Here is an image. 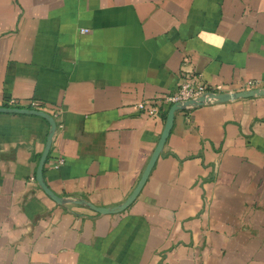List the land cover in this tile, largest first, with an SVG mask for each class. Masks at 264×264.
<instances>
[{
  "label": "crops",
  "instance_id": "1",
  "mask_svg": "<svg viewBox=\"0 0 264 264\" xmlns=\"http://www.w3.org/2000/svg\"><path fill=\"white\" fill-rule=\"evenodd\" d=\"M185 69L264 86V0H0V105L54 117L43 169L60 196L129 197ZM49 130L0 112V264H264V96L176 112L114 214L61 206L31 179Z\"/></svg>",
  "mask_w": 264,
  "mask_h": 264
},
{
  "label": "water",
  "instance_id": "2",
  "mask_svg": "<svg viewBox=\"0 0 264 264\" xmlns=\"http://www.w3.org/2000/svg\"><path fill=\"white\" fill-rule=\"evenodd\" d=\"M257 96H264V88L244 89V90H238V91H225L221 93L220 92H207L199 97H195V98L188 99V100L177 101L174 104H172L167 113L165 126L161 134L160 140L147 166H145L146 168L137 186L133 189V192L129 195V197L123 203L118 204L113 207H108V208L96 206L89 199L85 198V196L84 197L77 196V195L60 196L56 194L55 192H53L46 184L43 168L48 159L49 152L51 149L50 145H52L53 138L57 130V123L52 115L42 110H34V109H29V108H5L1 106H0V112L30 114V115H37V116L45 118L50 124V130L47 136L46 145H44L45 146L44 151L41 155V158L39 160V164L37 167V171H36V181L38 185L53 201H55L57 204L61 206L67 207L71 204L80 205V206H84V208L85 207L89 208L97 212L100 215H104V214L120 213L124 211L138 197V195L140 194L143 186L145 185L150 175V172L153 166L155 165V162L157 161L158 157L163 151V147L167 141V138L169 137L171 133L176 112L192 110L200 106L230 102V101L240 99V98H251V97H257Z\"/></svg>",
  "mask_w": 264,
  "mask_h": 264
},
{
  "label": "built area",
  "instance_id": "3",
  "mask_svg": "<svg viewBox=\"0 0 264 264\" xmlns=\"http://www.w3.org/2000/svg\"><path fill=\"white\" fill-rule=\"evenodd\" d=\"M83 32H87V30H84ZM253 88H264V86H261V82L259 81H248L244 87V89ZM225 91L231 90L226 89L222 85L211 84L210 82L206 81L201 74H196L192 71L185 69L181 73L180 83L178 87L172 93L168 94L167 96H164L163 102L166 103L170 108V106L177 101L199 97L207 92L221 93ZM148 105L150 106L149 113L151 115H157L158 107L156 106V103H152L151 101L145 100L140 102L137 107L140 110L144 111ZM0 106L5 108H29L34 110H40V103L36 100H32L28 104L24 105L18 100L7 98L3 100ZM63 162V159H58L55 167L59 168L63 164ZM31 179L35 181L36 177L33 176Z\"/></svg>",
  "mask_w": 264,
  "mask_h": 264
}]
</instances>
